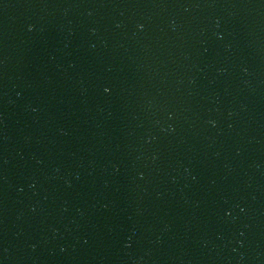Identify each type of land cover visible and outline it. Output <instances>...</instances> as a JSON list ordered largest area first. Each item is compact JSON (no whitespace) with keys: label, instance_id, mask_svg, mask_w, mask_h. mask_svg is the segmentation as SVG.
<instances>
[{"label":"water","instance_id":"95a60500","mask_svg":"<svg viewBox=\"0 0 264 264\" xmlns=\"http://www.w3.org/2000/svg\"><path fill=\"white\" fill-rule=\"evenodd\" d=\"M0 264H264V0H0Z\"/></svg>","mask_w":264,"mask_h":264}]
</instances>
